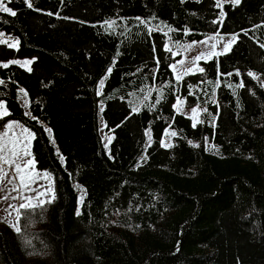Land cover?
Listing matches in <instances>:
<instances>
[{"label": "trees", "instance_id": "obj_1", "mask_svg": "<svg viewBox=\"0 0 264 264\" xmlns=\"http://www.w3.org/2000/svg\"><path fill=\"white\" fill-rule=\"evenodd\" d=\"M31 3L0 12V61H32L0 66V101L55 200L0 226V264H264V0ZM217 33L237 40L176 81L167 43Z\"/></svg>", "mask_w": 264, "mask_h": 264}, {"label": "rangeland", "instance_id": "obj_2", "mask_svg": "<svg viewBox=\"0 0 264 264\" xmlns=\"http://www.w3.org/2000/svg\"><path fill=\"white\" fill-rule=\"evenodd\" d=\"M7 1L8 0H4L5 4ZM214 1L216 2V0ZM227 2L229 1L223 0V6ZM218 8L221 11H223V7L222 8L218 7ZM233 35L235 34H229V35L210 34V35L205 36L203 39L199 41H195V42L207 41V43L192 44V42H194L192 41V42L176 44L172 41L170 43L168 42L166 47L172 51L173 56L177 57V59L170 65L173 78L176 81H178L177 76L179 75L180 76L179 80H181V78L184 75L190 74V73H186L187 69H192L191 73L196 72L199 69L198 63L200 61L207 60L213 56H217V55H214V53L224 52L225 44L231 41ZM235 36L237 37V35ZM210 37H214V39H209ZM4 40H5L4 36L0 35V41H4ZM235 42H233L231 46ZM213 44L216 45L215 48H212ZM189 45H192V46L189 47ZM202 53H203V58L197 61L196 57L201 56ZM13 61H19V63H16V64H18L19 66L23 67L26 70L30 69V64L24 65V61H30V59H20V60H13ZM181 61L183 63H181ZM9 63H12V61H9V62L0 61V66H3L4 64H9ZM173 65H175V70H173V67H172ZM98 88L99 90L101 89L100 84L98 85ZM0 103L4 105L6 112H7L6 115L0 118V149H2V151H0V155L10 156L11 151L14 146H15L16 151L20 152L21 155H23V149L26 147L30 155L24 156L22 160H17V162L24 164L27 160H33L32 154H31V146H32L34 134L21 123L17 121H13V120H6V117L8 115L7 108L2 101H0ZM21 103L25 109V113L28 114L26 99H22ZM179 108H180V111L179 112L177 111V112L189 118L192 124L194 123V119L195 121L199 122L200 115L203 112L202 108L195 107L197 109V112L195 114L194 119H193L192 108L185 107L183 102L179 105ZM98 121H99V129H100V135H101L102 141L104 144L108 145V143L112 139V135H108V133L104 131L103 129L104 123L101 117H99ZM9 124L12 125L11 128L8 127ZM166 133H171V132L167 131ZM169 141H170V135H165V138L163 139V143L169 144ZM106 151L108 153L107 147H106ZM0 167H2L3 170L7 172L8 174L6 177L0 180V226H5V227H9L13 229L12 227L9 226V223L5 221H10L12 224H16L17 223V212L9 206L14 205L17 208H19L20 204L27 203L28 201L23 199L22 196L32 197L33 203H37V204L39 202L36 199L37 197H39V200H48L51 198L53 194L55 196L53 176L45 170H39L38 168H36L35 162H34V167L26 168L25 173H24L25 182L29 186L27 188H22L20 186L19 179L14 178L16 177L14 165L9 166L8 164H3L2 162H0ZM49 185H51L52 187V192H48L47 195H43V196L39 195L40 193H45ZM72 186L75 192L77 193V204H76V210H75V214H77L80 212L81 203L84 198V190L77 183H73ZM13 187L17 188L18 191H13L12 190ZM4 197H7V199H5ZM13 197H17V198L13 199ZM54 200H52V202ZM9 213H11V215H9Z\"/></svg>", "mask_w": 264, "mask_h": 264}, {"label": "snow or ice", "instance_id": "obj_3", "mask_svg": "<svg viewBox=\"0 0 264 264\" xmlns=\"http://www.w3.org/2000/svg\"><path fill=\"white\" fill-rule=\"evenodd\" d=\"M8 2L10 3L11 0H8ZM24 2L26 3V5L31 8L32 7V3H31V0H24ZM181 2H183V0H181ZM229 2L231 3H234V4H239L240 3V0H229ZM216 3H217V6L218 7H223V0H216ZM0 12H5V13H9L10 15L12 16H15L16 15V12L14 10H12L11 8L7 7V5L5 4L4 0H0ZM223 12H221V17H223ZM106 24H108V27H112V25L115 23V21H112V22H105ZM141 23L147 25V22L146 21H141ZM149 33H151L153 31L152 28H149L148 29ZM169 31H172V29H169ZM0 35H3L2 33H0ZM217 35H219L217 33ZM236 36L233 35L232 36V39L231 41H229L228 43L225 44L224 46V52L222 53H214V55H222L224 54L225 52H227L229 50V48L231 47V44L233 42H235L236 40ZM209 39H214V37H210ZM0 43H7L6 40L4 41H0ZM18 41L16 42V44H9L8 46L9 47H15L16 45H18ZM196 43H207V41H201V42H192V44H196ZM192 45H189V47H191ZM216 45L213 44L212 45V48H215ZM201 58H203V53L201 54V56H198L196 57V60L199 61ZM32 61H24V65H28L30 64ZM12 63H19V61H12ZM181 63H183L181 61ZM3 67H8V64H4ZM173 67V70H175V65L172 66ZM198 71L200 72H203L204 69L203 68H199ZM112 72V68L109 67L107 69V74H110ZM192 72V69H187L186 70V73H191ZM228 75H231V73H229ZM236 75H240L239 71L236 72ZM249 76H253V78H255V75L251 72L248 73ZM180 79V76L178 75L177 76V80ZM0 83H3V81H0ZM211 83V82H209ZM100 86L102 87L103 84H104V79H101V81L99 82ZM238 87H243V82H241ZM23 91V90H21ZM159 102V101H157ZM182 103V101L177 100V105H175V107L177 108V111L179 112L180 111V108H179V105ZM102 110V109H101ZM133 112L135 111H138L137 108H133L132 109ZM204 111H207V109H205ZM197 112V109L194 107L192 108V113H193V119L195 118V114ZM7 112H6V109L4 107V105L2 103H0V118H2L4 115H6ZM198 121H195L194 119V123H193V127L196 126V123ZM9 128L12 127V125H8ZM26 131V130H25ZM46 131H51L50 129H46ZM166 135H170V136H176V132H171V133H166ZM151 140V137L149 136V141ZM189 143L191 144L192 142L189 141ZM150 146V144H149ZM162 147H171L172 145L171 144H164L162 142L161 144ZM194 147H198L199 145H193ZM0 151H2V149H0ZM30 155V153L27 151V148L25 147L23 149V155H21L20 152L16 151L15 149V146L13 147L12 151H11V155L10 156H2L0 155V162H2L3 164H8L9 166H12L14 165V168H15V173H16V177L14 178H18L19 181H20V186L22 188H27L29 185L25 182V169L26 168H29V167H34V161L33 160H27L24 164H21V163H18L17 160H22L24 156H28ZM146 158V157H145ZM8 174L7 172H5L3 170L2 167H0V180H2L4 177H6ZM47 175V174H45ZM11 182V181H9ZM13 191H18L17 188L13 187L12 189ZM48 192H52V187L51 185H49L48 189L46 190L45 193H40L39 195L43 196V195H47ZM5 199H7V197H4ZM17 197H13V199H16ZM23 199L27 200L28 202L27 203H22L19 205V208H17L16 206L14 205H10L9 207L13 208L16 212H17V223L16 224H12L10 221H5V222H8L9 223V226L12 227L14 229V231L16 233H20L21 232V229L19 227V216H20V212H19V209H27V208H35V207H41L43 208L44 204L45 203H51L52 200L55 199V196L54 194L51 196L50 199L48 200H39V197H37L36 199L39 201L38 204L37 203H33V198L32 197H26V196H22ZM79 214V213H77ZM9 215H11V213H9Z\"/></svg>", "mask_w": 264, "mask_h": 264}]
</instances>
